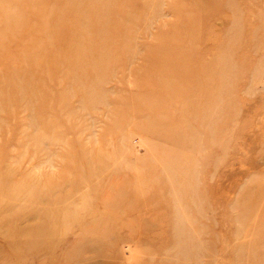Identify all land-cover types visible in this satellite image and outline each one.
<instances>
[{
  "label": "rangeland",
  "instance_id": "rangeland-1",
  "mask_svg": "<svg viewBox=\"0 0 264 264\" xmlns=\"http://www.w3.org/2000/svg\"><path fill=\"white\" fill-rule=\"evenodd\" d=\"M0 264H264V0H0Z\"/></svg>",
  "mask_w": 264,
  "mask_h": 264
},
{
  "label": "bare ground",
  "instance_id": "bare-ground-1",
  "mask_svg": "<svg viewBox=\"0 0 264 264\" xmlns=\"http://www.w3.org/2000/svg\"><path fill=\"white\" fill-rule=\"evenodd\" d=\"M75 16H80V12L78 10L74 11Z\"/></svg>",
  "mask_w": 264,
  "mask_h": 264
}]
</instances>
